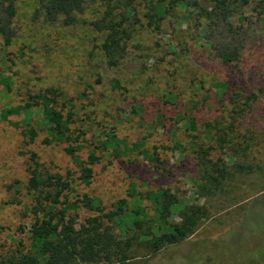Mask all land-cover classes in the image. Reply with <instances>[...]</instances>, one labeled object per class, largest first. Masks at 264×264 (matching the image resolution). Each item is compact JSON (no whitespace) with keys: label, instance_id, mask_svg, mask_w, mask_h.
Masks as SVG:
<instances>
[{"label":"rangeland","instance_id":"374dc122","mask_svg":"<svg viewBox=\"0 0 264 264\" xmlns=\"http://www.w3.org/2000/svg\"><path fill=\"white\" fill-rule=\"evenodd\" d=\"M147 1H140L142 17ZM250 1L243 10L250 25L240 34L206 30L195 15L187 20L184 11H174L160 33L138 27L122 65L109 68L100 46L105 34L94 25L104 0H86L67 26L62 18L49 22L40 15L41 0H18L12 43L5 46L0 37V71L8 79L0 86V264L26 252L32 220L28 153L37 152L51 172L78 176L64 145H45L42 129L26 142L13 125L24 115L6 113L47 88L60 94L64 114L72 106L73 128L83 129L89 142L111 127L121 140L123 154L104 155L92 185L77 180L72 198L88 193L110 211L128 198L132 185L139 193L168 188L184 204L208 211L186 242L154 257L140 250L127 264H264V242L245 227L248 215L264 210V201H256L264 198V12L259 13V0ZM113 78L123 82L122 95L110 87ZM198 100L197 141L212 148L214 159H226L230 173L224 187L206 197L194 187L201 176L190 133L179 118ZM160 114L164 126L157 121ZM176 144L185 149L175 150ZM89 213L82 209L80 219Z\"/></svg>","mask_w":264,"mask_h":264},{"label":"trees","instance_id":"16d2710c","mask_svg":"<svg viewBox=\"0 0 264 264\" xmlns=\"http://www.w3.org/2000/svg\"><path fill=\"white\" fill-rule=\"evenodd\" d=\"M85 1L41 0L38 12L49 22L62 18L66 26L72 25ZM140 1L104 0L102 18L94 25L105 34L100 46L109 68L122 65L138 27H148L160 33L168 14L174 11H184L187 20L195 15L206 30L221 27L229 34H240L245 31L246 23L250 25L243 14L250 0H149L143 17L139 14ZM17 3L18 0H0V37L5 46L12 43ZM258 7L262 14L264 0L258 1ZM220 56L223 58L225 51ZM3 61L7 63L9 60ZM1 71L0 86H7L8 79L3 78ZM98 82L101 83V79ZM110 87L121 95L126 92L119 78H113ZM200 103V100L193 101L179 118L190 133L191 147L201 176V182L196 181L194 187L206 197L221 190L230 173L226 159H214L212 148L197 141L199 124L194 111ZM140 109L141 106L136 108L137 111ZM36 111L38 119H34ZM6 113L24 115L22 123L13 125L21 130L26 142L35 141L42 129L45 145H64V152L78 172L76 178V172L70 171L66 176L51 172L37 152L28 153L26 190L32 198L28 212L32 220L26 234V252L11 264H127L140 250L154 257L186 242L196 234L201 221L208 216L204 206L186 205L168 188L139 193L132 185L128 198L114 204L110 211H106L99 198L88 193L72 198L75 191L73 185L77 180L80 185H92L104 155L123 154L116 128L103 130L89 142L83 129L73 128L72 106L64 114L60 107V94L53 88L31 94L26 104L12 107ZM164 119L163 114L158 115L160 126L165 125ZM220 141L226 142L223 138ZM174 149L185 148L176 144ZM237 168L242 171L246 166L237 165ZM260 200L264 201V198L256 201ZM82 209L90 212L83 220L79 214ZM175 215L179 217L178 222L172 220ZM246 219L247 234H256L260 242H264V210L248 215ZM247 234L244 233L245 238L241 242L246 241Z\"/></svg>","mask_w":264,"mask_h":264}]
</instances>
